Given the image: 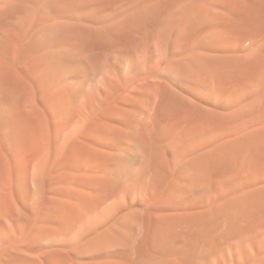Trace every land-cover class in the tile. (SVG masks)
I'll return each mask as SVG.
<instances>
[{
    "label": "bare ground",
    "instance_id": "obj_1",
    "mask_svg": "<svg viewBox=\"0 0 264 264\" xmlns=\"http://www.w3.org/2000/svg\"><path fill=\"white\" fill-rule=\"evenodd\" d=\"M0 264H264V0H0Z\"/></svg>",
    "mask_w": 264,
    "mask_h": 264
}]
</instances>
